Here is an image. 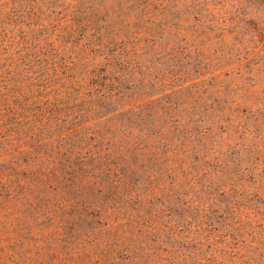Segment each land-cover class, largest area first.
Instances as JSON below:
<instances>
[{
    "label": "rangeland",
    "instance_id": "obj_1",
    "mask_svg": "<svg viewBox=\"0 0 264 264\" xmlns=\"http://www.w3.org/2000/svg\"><path fill=\"white\" fill-rule=\"evenodd\" d=\"M36 1L39 19L85 10L70 42L100 30L132 58V87L99 113L130 132L128 184L104 226L80 201L45 213L44 237L1 235L0 264H264V0ZM90 233L112 259L82 250Z\"/></svg>",
    "mask_w": 264,
    "mask_h": 264
},
{
    "label": "trees",
    "instance_id": "obj_2",
    "mask_svg": "<svg viewBox=\"0 0 264 264\" xmlns=\"http://www.w3.org/2000/svg\"><path fill=\"white\" fill-rule=\"evenodd\" d=\"M139 1L149 9L153 0ZM39 10L36 0H0V236L10 240L21 231L44 237V214L78 209L80 201L101 208L104 226L118 207L115 196L105 200L123 195L128 184L122 165L130 132L99 113L102 102L119 101L122 87H132V58L111 51L112 39L100 30L97 39L70 42L87 24L77 5L59 20L39 19ZM145 103L116 115H132ZM92 237L84 236L82 250H96L97 261L112 259L104 252L108 243Z\"/></svg>",
    "mask_w": 264,
    "mask_h": 264
}]
</instances>
